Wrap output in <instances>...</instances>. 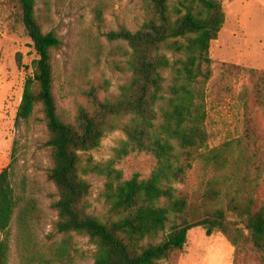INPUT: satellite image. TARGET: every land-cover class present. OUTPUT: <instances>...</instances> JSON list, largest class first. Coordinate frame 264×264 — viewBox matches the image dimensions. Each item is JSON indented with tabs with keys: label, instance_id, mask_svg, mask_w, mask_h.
I'll use <instances>...</instances> for the list:
<instances>
[{
	"label": "trees",
	"instance_id": "16d2710c",
	"mask_svg": "<svg viewBox=\"0 0 264 264\" xmlns=\"http://www.w3.org/2000/svg\"><path fill=\"white\" fill-rule=\"evenodd\" d=\"M145 20L136 29L120 25L106 32L110 41L128 46L130 79L113 98L86 92L72 120L58 110L54 92L52 50L62 44L45 31L37 0H10L11 20L32 41L37 57L24 83L15 126L28 122L40 106L48 131L53 165L49 179L58 198L56 228L67 243L87 236L95 246L92 264H165L181 251L189 230H215L235 247L234 264L252 258L264 264V134L255 110L264 117V70L242 67L251 81L244 101L240 137L208 149L207 85L212 77L210 46L226 15L222 0H141ZM125 134L117 156L148 152L156 166L147 178L138 173L123 179L113 160L101 164L86 153L111 131ZM231 143L235 148L228 151ZM16 145L10 163L0 171V264H9L10 223L16 214L17 235L32 236L37 200L26 194L22 175L15 177ZM204 161L211 177L197 197L178 193L192 164ZM88 173L105 176V211H90Z\"/></svg>",
	"mask_w": 264,
	"mask_h": 264
},
{
	"label": "rangeland",
	"instance_id": "374dc122",
	"mask_svg": "<svg viewBox=\"0 0 264 264\" xmlns=\"http://www.w3.org/2000/svg\"><path fill=\"white\" fill-rule=\"evenodd\" d=\"M174 2L175 0H170ZM226 15L218 38L211 42L213 74L207 85L208 149L236 141L243 132L244 101L251 81L242 67L264 70V0H222ZM44 30H53L62 44L52 50L54 92L58 110L72 120L86 92L95 89L101 98H113L131 76L126 64L128 46L123 41H110L106 32L126 25L136 29L145 20L141 0H37ZM10 0H0V171L12 159L16 145V190L22 175L26 194L37 200L38 216L32 224V236L21 241L17 235L16 214L10 223L9 264H92L95 246L87 236L72 235L67 243L56 228L57 211L52 203L58 198L49 179L53 165L47 146L48 131L40 106L28 122L15 126V118L24 83L32 74V61L37 57L32 41L20 25L11 20ZM257 123L264 134V117L255 110ZM125 134L108 132L100 145L89 152L97 163L113 160V166L126 179L138 173L147 178L156 166L148 152H129L117 156ZM228 151L235 148L231 143ZM211 172L202 159L196 160L183 182L175 183L178 193L197 197L204 191ZM90 211H105L106 177L88 173ZM4 233L0 232V240ZM235 247L219 231L207 235L197 226L189 230L181 251L165 264H234ZM241 264H255L252 258Z\"/></svg>",
	"mask_w": 264,
	"mask_h": 264
}]
</instances>
